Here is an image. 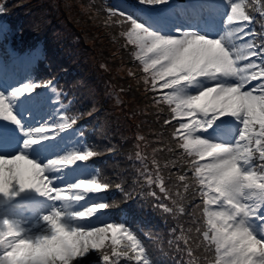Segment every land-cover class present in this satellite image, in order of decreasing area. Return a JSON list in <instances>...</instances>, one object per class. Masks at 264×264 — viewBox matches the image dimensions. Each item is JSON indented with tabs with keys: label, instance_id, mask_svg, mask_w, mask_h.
I'll return each mask as SVG.
<instances>
[{
	"label": "snow or ice",
	"instance_id": "snow-or-ice-1",
	"mask_svg": "<svg viewBox=\"0 0 264 264\" xmlns=\"http://www.w3.org/2000/svg\"><path fill=\"white\" fill-rule=\"evenodd\" d=\"M79 7L113 43L133 46L142 68L118 70L142 84L157 113H168V135L161 128L150 142L137 132L130 159L139 166L127 188L123 178L102 176L92 167L101 153L78 126L95 105L73 113L54 79L34 76L42 55L7 50L0 59V264H153L125 210L112 211L134 193L174 219L190 217L169 239L181 264H264V0ZM10 32L0 28V40ZM69 131L75 135L59 139ZM178 164L182 170L172 172ZM113 188L119 201L109 198Z\"/></svg>",
	"mask_w": 264,
	"mask_h": 264
},
{
	"label": "trees",
	"instance_id": "trees-1",
	"mask_svg": "<svg viewBox=\"0 0 264 264\" xmlns=\"http://www.w3.org/2000/svg\"><path fill=\"white\" fill-rule=\"evenodd\" d=\"M94 2L99 6L119 4L121 0ZM86 3L89 0H0L5 8L0 22L11 29L8 39L0 42V59L9 49L21 55L35 49L43 59L35 65L34 76L54 79L65 96L64 102L71 100L73 113H86L95 105L96 111L92 115H84L78 121V126L85 132V141L101 153L92 158V167L114 182L123 178L127 188L135 175L134 165L139 166L138 161L130 159L135 154V135L139 132L151 142L155 139V132L163 128L167 137L168 126L162 125V118L168 113H157V109L150 105L151 94L143 92L142 84L138 86L126 71L118 70L122 66H142L130 55L132 45L125 48L113 43L102 25L94 24L81 11L79 5ZM101 63L105 65L104 69L99 67ZM142 74L137 71V75ZM121 88L126 91L121 92ZM163 91L167 90H158V94ZM117 95L122 101L119 104ZM162 107L167 108L166 105ZM157 115L161 117L159 121ZM74 135L71 131L67 134L69 137ZM113 147V151H107ZM146 152L151 155L150 149ZM169 155L164 154L165 157ZM184 159L191 160L192 157L185 155ZM183 167L178 164L171 171L177 172ZM156 191L159 194V189ZM107 192L110 199H121L118 190L113 188ZM119 209L125 210L128 226L146 245L153 264H181V255L169 247V239L173 238V228L177 235L181 226L187 229L190 217L178 215L174 219L154 209L135 193L132 199L119 203L112 210L113 214L118 216Z\"/></svg>",
	"mask_w": 264,
	"mask_h": 264
},
{
	"label": "rangeland",
	"instance_id": "rangeland-1",
	"mask_svg": "<svg viewBox=\"0 0 264 264\" xmlns=\"http://www.w3.org/2000/svg\"><path fill=\"white\" fill-rule=\"evenodd\" d=\"M18 163H20L22 167H26V166H24V165L22 164V162H18ZM23 214H24L25 216H28V215H26V214H30V213H29V212H24Z\"/></svg>",
	"mask_w": 264,
	"mask_h": 264
}]
</instances>
